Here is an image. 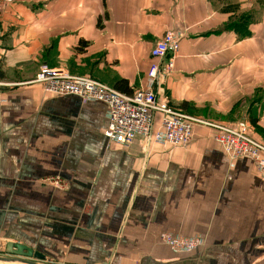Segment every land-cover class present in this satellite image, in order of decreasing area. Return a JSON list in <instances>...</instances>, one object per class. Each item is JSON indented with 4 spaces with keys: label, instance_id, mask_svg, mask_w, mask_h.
Here are the masks:
<instances>
[{
    "label": "crops",
    "instance_id": "crops-1",
    "mask_svg": "<svg viewBox=\"0 0 264 264\" xmlns=\"http://www.w3.org/2000/svg\"><path fill=\"white\" fill-rule=\"evenodd\" d=\"M166 31L183 35L169 107L244 123L264 145V0H13L0 11L1 256L10 242L51 264H264V179L248 158L230 167L213 128L194 125L185 148H123L103 135L104 103L32 83L47 65L132 94ZM165 233L203 246L174 254Z\"/></svg>",
    "mask_w": 264,
    "mask_h": 264
},
{
    "label": "built area",
    "instance_id": "built-area-1",
    "mask_svg": "<svg viewBox=\"0 0 264 264\" xmlns=\"http://www.w3.org/2000/svg\"><path fill=\"white\" fill-rule=\"evenodd\" d=\"M13 0H0V11ZM180 31H166L150 50L152 64L146 75L143 89L130 95L117 92L89 77L71 76L64 70L41 65L32 83L39 85L44 96L73 95L83 102L96 101L106 106L107 126L103 132L108 143L123 148L136 140L145 146L160 145L170 149L185 148L191 141L194 125L213 128V140L219 145L231 167L238 158L252 161L255 173L264 179V145L251 139L244 123L226 127L208 123L169 107L163 96V86L173 72L174 61L182 38ZM7 85L0 81L2 90ZM160 115L154 128V115ZM44 185L65 189L67 183L59 177L43 181ZM161 241L174 253H187L202 248L199 237H180L165 233Z\"/></svg>",
    "mask_w": 264,
    "mask_h": 264
},
{
    "label": "water",
    "instance_id": "water-1",
    "mask_svg": "<svg viewBox=\"0 0 264 264\" xmlns=\"http://www.w3.org/2000/svg\"><path fill=\"white\" fill-rule=\"evenodd\" d=\"M1 253L4 257H0V262L38 264L37 262L44 260L41 254L34 252L31 248L10 242L4 245Z\"/></svg>",
    "mask_w": 264,
    "mask_h": 264
},
{
    "label": "rangeland",
    "instance_id": "rangeland-1",
    "mask_svg": "<svg viewBox=\"0 0 264 264\" xmlns=\"http://www.w3.org/2000/svg\"><path fill=\"white\" fill-rule=\"evenodd\" d=\"M105 86H107L108 88H111V87H109L108 85H105ZM183 113V112H182ZM185 114V113H184ZM187 115V114H186ZM190 116H192V115H190ZM194 117V116H193ZM246 125V124H245ZM66 182V181H65ZM67 183V182H66ZM47 186H49V187H51V188H53V189H57V190H66L67 188H68V183H67V188H65V189H59V188H54V187H52V186H50V185H47ZM161 240V239H160ZM199 249H201V248H199ZM3 255V254H2ZM0 257H4V256H1L0 255ZM36 263V262H35ZM38 264H51L50 262H46V263H40V262H37ZM0 264H13V263H7V262H0ZM14 264H18V263H14Z\"/></svg>",
    "mask_w": 264,
    "mask_h": 264
},
{
    "label": "trees",
    "instance_id": "trees-1",
    "mask_svg": "<svg viewBox=\"0 0 264 264\" xmlns=\"http://www.w3.org/2000/svg\"><path fill=\"white\" fill-rule=\"evenodd\" d=\"M120 83H123V82H119L118 84H120ZM114 89H115L117 92L122 93V92L118 91L119 88L117 87V85L114 87ZM122 94L128 95L127 93H122ZM129 95H130V94H129Z\"/></svg>",
    "mask_w": 264,
    "mask_h": 264
}]
</instances>
